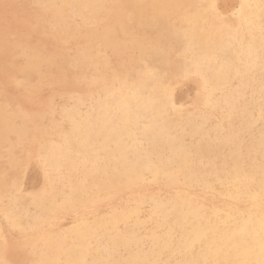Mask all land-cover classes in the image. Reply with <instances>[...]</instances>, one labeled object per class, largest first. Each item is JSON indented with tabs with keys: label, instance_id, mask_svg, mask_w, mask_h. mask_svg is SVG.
Returning <instances> with one entry per match:
<instances>
[{
	"label": "rangeland",
	"instance_id": "374dc122",
	"mask_svg": "<svg viewBox=\"0 0 264 264\" xmlns=\"http://www.w3.org/2000/svg\"><path fill=\"white\" fill-rule=\"evenodd\" d=\"M10 1L0 0V34L8 31L0 35V106L4 109V116L17 118L14 124L27 130L28 138L21 142L11 134L0 141V264H242L241 252L236 249L244 246L246 237L236 239L238 222L241 221L236 219H245L255 201L239 191V184L247 188L250 196L258 198L264 193V45L259 43L264 41V35L248 36L242 43H248L257 51L258 62L251 64L250 57L236 44L224 48L209 34L185 24L179 14L181 5L177 2L170 7L146 9L134 6V3L125 7L127 26L124 25L126 29H120L117 35L121 47L116 51L111 46H96L84 61L81 58L87 47V35L99 36L107 29V24L109 27L110 19L106 13L96 15L92 23L73 15L76 17L72 16L71 22L83 31L81 36L75 35L74 41L72 32L60 29L55 21H51L50 13L45 15L41 5L37 4L40 0ZM218 1L217 16L225 21L233 20V9L239 0ZM52 2L60 7V0ZM113 4L107 1L108 7L115 9L117 5ZM34 8L39 11L34 12ZM27 12L30 17L25 15ZM66 16L69 21L71 15ZM104 17L108 19L104 20ZM93 22L97 27L93 25L91 31ZM43 23L48 27L44 28ZM15 27L19 30L16 31ZM38 55L43 58L41 69L38 68L41 73L36 69L27 75L25 65L30 59H38ZM63 59L67 65L62 63ZM217 60L222 62L218 71ZM51 64L55 72L51 70ZM58 69L61 71L59 76ZM50 80L53 84L49 83ZM133 89L138 90L140 98L132 95ZM171 103L177 112L172 111ZM77 125L81 134L75 137ZM91 128L94 132L88 131ZM61 138L78 141L76 146V141L72 143L78 172L67 173L62 180L49 182L46 169L38 161V155L36 159V153L41 152L45 142ZM82 178L86 181L82 193L84 199H97V182L112 181V186L100 194L99 203L83 202L85 211L82 214L80 210L76 216L65 203L67 198L79 192L76 188ZM52 186L56 190L54 194L50 191ZM229 207L238 208V218L230 215ZM120 208H135L137 211L117 228V231L126 232L131 242L121 237L115 247L108 235L104 238L91 231L84 242L76 239L71 242L69 260H50L52 256L46 253L40 239L68 241L82 218H105ZM250 234H255V228L249 230ZM227 243L231 244L228 248L232 251L219 257L217 246Z\"/></svg>",
	"mask_w": 264,
	"mask_h": 264
},
{
	"label": "bare ground",
	"instance_id": "6f19581e",
	"mask_svg": "<svg viewBox=\"0 0 264 264\" xmlns=\"http://www.w3.org/2000/svg\"><path fill=\"white\" fill-rule=\"evenodd\" d=\"M4 1V0H3ZM6 1V0H5ZM12 1V0H11ZM10 1V2H11ZM18 1V0H17ZM20 1V0H19ZM33 1V0H32ZM31 1V2H32ZM37 1V0H36ZM41 2H37V4L41 5V8L45 11V15L46 12L47 13H50L52 16V19L51 21H55L54 23L59 26L60 29L64 30V31H68V32H72V34H74V39H75V35H80L81 36V32L83 33V31H80L79 27L74 25L70 18L73 16V15H76L78 17H82L83 19H85L86 21H90L95 17H97L96 15L98 14H101V13H106V16L109 17V21H110V24H109V27L108 24L106 25V30L102 27V34L99 35V36H93L92 33L90 36L87 35V38L86 40H88L87 42V47L84 49L83 51V58H81L82 60L85 61V59H88L90 57V50L91 49H94L96 46H100V47H112L114 49H119L121 47L120 45V41H118V31L120 29H126V27L124 28V25L127 26L126 24V16H125V7L129 5H133L134 3H136V5L134 4V6H137L139 8H143V9H146V8H150V7H159V8H164V7H167V6H174V3L177 2L179 5H181V13L180 16L182 18V20L184 21L185 24H188L189 26H191L192 28H197L198 31L202 32V33H205V34H209L214 40H217V41H220V44L222 47L224 48H231V45L232 44H236L235 46L238 47L241 52H243L246 56L250 57V63H257L258 62V54H257V51L256 50H253L252 46H250L248 43L245 44V45H242V43H244V41L246 40V38L248 36H263L264 35V0H239V2L237 3V5L235 6V8L233 9V13H232V16L234 17L233 20H231L229 22L228 21H225L224 19H222V17L220 16V18L217 16L216 12H217V3L219 2L218 0H181L183 3H180L179 0H73V1H69V0H60V7L62 6L63 9H60V7L58 6V8L53 4L52 0H40ZM54 1V0H53ZM57 1V0H56ZM107 1H112L114 2V4H116L117 6L114 8H109L111 6L108 7L107 5ZM185 1V2H184ZM218 1V2H217ZM230 1V0H229ZM2 2V1H1ZM21 2V1H20ZM24 2V1H23ZM27 2V1H26ZM25 2V3H26ZM28 2H30L28 0ZM13 3V1L11 2ZM18 3V2H17ZM22 3V2H21ZM20 3V4H21ZM36 3V2H35ZM109 3V2H108ZM3 4H6V3H3ZM8 4V3H7ZM19 4V5H20ZM29 4V3H28ZM27 4V5H28ZM111 4V3H110ZM113 4V5H114ZM9 5V4H8ZM15 5V4H14ZM12 5V7L14 6ZM25 5V4H24ZM30 5V4H29ZM32 5V4H31ZM5 6V5H4ZM17 6V5H16ZM14 6V7H16ZM23 7V6H22ZM29 8V6H27ZM35 7V6H34ZM39 7V6H38ZM221 7V6H220ZM226 7V6H225ZM224 7V8H225ZM6 8V7H5ZM20 8V7H19ZM32 8V7H31ZM219 8V7H218ZM10 9H11V6H10ZM24 9V8H23ZM25 9L27 10L26 8V5H25ZM24 9V10H25ZM36 9V8H34ZM38 11H39V8H37ZM37 9L36 11L34 12H37ZM41 9V10H42ZM221 9V8H220ZM21 10V9H20ZM40 10V11H41ZM138 10V9H137ZM228 10V9H227ZM31 11V10H30ZM139 11V10H138ZM26 12V11H25ZM42 12V11H41ZM41 12L40 15H41ZM137 12V11H136ZM23 12L21 11V14ZM31 13V12H29ZM43 13V15H44ZM24 14V13H23ZM27 13H25V15H27ZM33 14V12H32ZM139 14V13H138ZM223 14V13H222ZM3 15V14H2ZM13 15V14H12ZM10 15V16H12ZM37 15V14H36ZM44 15V16H45ZM66 15H71L70 17H68L69 21L72 23H70L69 21H67V16ZM103 15V14H102ZM133 14H131L130 16L132 17ZM28 17H30V14L27 15ZM76 16H73V17H76ZM14 17V15H13ZM16 17V16H15ZM14 17V18H15ZM42 17V16H41ZM130 17V18H131ZM5 18V17H4ZM19 18V17H18ZM21 18V17H20ZM34 18V16H33ZM39 18V17H38ZM105 18L107 17H104L103 19L105 20ZM129 18V17H127ZM51 19V18H49ZM80 19V18H79ZM108 19V18H107ZM9 20V18H8ZM13 20V18H12ZM19 20V19H18ZM39 20V19H38ZM37 19L35 21H38ZM41 20V19H40ZM46 20V19H45ZM74 20V19H73ZM132 20V19H131ZM10 21H11V18H10ZM25 21V20H24ZM31 19H30V23H31ZM42 21V20H41ZM43 21H44V18H43ZM42 21V22H43ZM98 21V20H96ZM103 21V20H102ZM2 22V21H1ZM18 24V21H16ZM22 22V21H21ZM28 22V23H29ZM41 22V23H42ZM50 22V21H49ZM48 22V23H49ZM89 22V23H90ZM125 22V23H124ZM131 22V21H129ZM134 21L132 20V23ZM5 24V22H3ZM11 23V22H10ZM92 23V22H91ZM97 23V22H96ZM99 23V22H98ZM106 23V21H105ZM128 23V22H127ZM8 24V22H7ZM26 24V23H25ZM35 24V23H33ZM44 25V28L48 27L46 26L45 27V24L46 23H43ZM82 24V22H81ZM87 23L83 24L86 26ZM102 23H100L101 25ZM2 25V24H1ZM0 25V26H1ZM6 25V24H5ZM28 24H26L27 26ZM40 25V26H41ZM48 25V24H46ZM94 22L92 24V27L90 28L91 31H92V28L94 29L93 27ZM52 26H54V24L52 23ZM89 26V25H88ZM91 26V25H90ZM96 26V25H95ZM105 26V25H104ZM2 27V26H1ZM7 27V25H6ZM9 27V26H8ZM17 27V26H16ZM15 27V29H16ZM34 27V26H33ZM32 27V28H33ZM37 27V26H35ZM56 27V26H55ZM55 27H54V30H55ZM97 27V26H96ZM133 27V26H132ZM11 28V27H10ZM19 28V27H18ZM40 28V27H39ZM42 28V27H41ZM57 27V29H59ZM130 28V27H129ZM191 28V29H192ZM13 29V30H15ZM43 29V28H42ZM50 29V28H49ZM56 29V31H57ZM2 30V28H1ZM6 30V29H5ZM19 30V29H16V31ZM24 30V29H23ZM31 30V29H30ZM83 30V29H82ZM129 30V29H128ZM7 31V30H6ZM12 31V30H11ZM28 31V30H26ZM55 31V32H56ZM94 31V30H93ZM15 33V31H13ZM21 32V30H20ZM19 32V33H20ZM39 32V31H38ZM37 32V34H38ZM49 32V31H48ZM53 32V31H52ZM95 32H96V29H95ZM136 32V31H135ZM4 33H8L7 32H3L1 34H4ZM10 33V36L12 37V33ZM27 33V32H26ZM57 33V32H56ZM61 33V32H60ZM98 33V32H97ZM125 33V32H124ZM0 34V35H1ZM18 34V33H17ZM28 34V33H27ZM34 34V33H32ZM31 34V36H32ZM40 34V33H39ZM42 34V33H41ZM40 34V35H41ZM44 31H43V41H44V38H45V35H44ZM49 34L52 35V33L50 32ZM49 34H48V37H49ZM67 35V33H65ZM69 34V33H68ZM90 34V33H89ZM95 34V33H94ZM100 34V33H99ZM123 34V33H122ZM131 34V33H130ZM129 34V35H130ZM9 35V34H8ZM19 35V34H18ZM63 35V34H62ZM85 35V34H83ZM96 35V34H95ZM98 35V34H97ZM4 36V35H3ZM30 36V37H31ZM39 36V35H37ZM73 36V35H72ZM79 36V38H80ZM126 36V35H125ZM11 37H9L11 39ZM15 37V36H14ZM21 37V35H20ZM47 37V38H48ZM61 37V36H60ZM71 37V36H70ZM83 37V36H82ZM128 37V36H127ZM2 38V37H1ZM0 38V40H1ZM5 38V37H4ZM8 38V36H6V39ZM8 38V39H9ZM24 38V37H23ZM46 38V39H47ZM52 38V36H51ZM72 38V37H71ZM72 38V39H73ZM77 38V37H76ZM132 38V37H130ZM138 38V37H137ZM27 39H28V36H27ZM70 39V38H69ZM81 39V38H80ZM79 39V40H80ZM85 39V38H84ZM35 40V39H34ZM33 40V41H34ZM71 40V39H70ZM78 40V41H79ZM83 40V38L81 39V41ZM130 40V39H129ZM134 40V39H133ZM8 43L7 45H9V42L8 40H6ZM13 41H15L13 39ZM30 41V40H29ZM32 41V40H31ZM30 41V42H31ZM32 41V42H33ZM76 41V39L74 40ZM131 41V40H130ZM128 41V43L130 42ZM140 41V40H139ZM37 42V41H36ZM52 42H53V39H52ZM5 43V46H7ZM14 43V42H13ZM43 43V42H42ZM40 43V44H42ZM45 43V42H44ZM60 43V42H59ZM66 43V42H65ZM64 43V45L66 46V44ZM76 43V42H75ZM79 43V42H78ZM86 43V41H85ZM83 42V44H85ZM123 43V42H122ZM142 43V42H141ZM192 43V42H191ZM262 44V46L264 45V41L262 40L261 42H259ZM73 44V43H72ZM125 44V43H124ZM137 44H138V41H137ZM2 45V44H1ZM35 46V42L33 44ZM43 45V44H42ZM63 45V46H64ZM71 45V44H70ZM126 45V44H125ZM3 46V45H2ZM18 46V45H16ZM32 46V47H34ZM44 46V45H43ZM49 46V45H48ZM55 46V45H54ZM79 46V44H78ZM81 46L83 47L82 45V42H81ZM132 46V44H131ZM61 47V46H60ZM67 47V46H66ZM65 47V49H66ZM70 47V46H69ZM73 47V46H72ZM137 47V45H136ZM139 47V46H138ZM137 47V48H138ZM260 47V46H259ZM13 48V47H12ZM15 48V47H14ZM40 48V47H39ZM55 48V47H54ZM57 48V47H56ZM111 48V49H112ZM125 48V47H124ZM132 48V47H131ZM140 48V47H139ZM138 48V49H139ZM262 47H260L259 49H261ZM0 49H1V46H0ZM16 49V48H15ZM15 49L13 50L15 52ZM26 49V48H25ZM41 49V48H40ZM63 49V48H62ZM64 49V50H65ZM76 49V48H75ZM81 49V47H80ZM113 49V50H114ZM126 49V48H125ZM135 49V48H134ZM152 49V48H151ZM33 50V49H32ZM35 50V49H34ZM37 50V49H36ZM42 50V49H41ZM45 50V49H44ZM72 50V49H71ZM83 50V49H82ZM110 50V49H109ZM121 50V49H120ZM132 50V49H131ZM146 50V49H145ZM3 51H5V49H3ZM12 51V50H11ZM39 51V50H38ZM48 52V50H45ZM54 51V50H52ZM62 52V50H60ZM76 51V50H75ZM99 51V50H98ZM112 51V50H111ZM139 51V50H138ZM7 52V50H6ZM5 52V53H6ZM35 52V51H33ZM65 52V51H64ZM81 52V51H80ZM122 52V51H121ZM125 52H127L125 50ZM23 53V52H22ZM25 53V51H24ZM41 53V51L39 52ZM63 53V52H62ZM61 53V55H62ZM78 53V52H77ZM97 53V52H96ZM115 53V52H114ZM11 54V53H10ZM34 54V53H33ZM38 54V52H37ZM43 54V53H42ZM47 54V53H46ZM70 54V53H69ZM75 54V53H74ZM73 54V55H74ZM82 54V52H81ZM105 54V53H103ZM117 54V52H116ZM134 54V53H133ZM200 54V53H199ZM2 57H3V54H1ZM23 54H21L22 56ZM26 55V54H24ZM49 55V53H48ZM51 55V53H50ZM53 55V53H52ZM59 55V54H58ZM140 55V53H139ZM66 56V55H65ZM76 56V54H75ZM118 56V55H117ZM128 56V55H127ZM1 57V56H0ZM23 57V56H22ZM40 56L38 55V59H35V60H32L30 59V62L28 60V65L26 66L25 65V71L27 72V75L28 73L31 74L33 73L36 69L39 70L41 68H39L42 64H43V58L40 59L39 58ZM45 57V55H44ZM92 57V56H91ZM106 57V55H105ZM108 57V56H107ZM4 58V57H3ZM27 58V57H26ZM34 58V56H33ZM49 58V57H48ZM53 58V57H52ZM51 58V59H52ZM58 58V57H57ZM56 58V59H57ZM61 58V57H60ZM64 58V57H63ZM66 58V57H65ZM79 58V57H78ZM95 58V56H94ZM93 58V59H94ZM100 58V57H99ZM135 58V57H134ZM204 58V57H203ZM54 59V58H53ZM92 59V61H93ZM109 59V58H108ZM107 59V60H108ZM2 60V58L0 59ZM7 59H5L6 61ZM16 60V58H15ZM14 60V61H15ZM27 60V59H26ZM64 60V59H63ZM72 60V58H71ZM78 60V59H77ZM97 60V59H96ZM10 61V60H9ZM8 61V62H9ZM21 61V60H20ZM46 61V60H45ZM44 61V62H45ZM69 61V60H68ZM91 61V62H92ZM104 61V60H103ZM15 62H18V61H15ZM14 62V63H15ZM22 62H23V59H22ZM27 62V61H26ZM54 62H57L55 61L54 59ZM60 62V61H59ZM65 62L66 64V60L62 61V63ZM71 62V61H70ZM83 62V61H82ZM87 62V60H86ZM90 62V61H89ZM96 62V61H95ZM99 62V61H98ZM105 62V61H104ZM123 62V61H122ZM130 62V61H129ZM217 64H216V70H220V68L222 67V62L221 61H218L217 60ZM4 63V62H3ZM61 63V64H62ZM76 63V66H78L77 62H74ZM79 63H80V60H79ZM125 63V62H124ZM123 63V64H124ZM128 63V62H127ZM46 64V63H45ZM58 64V63H57ZM56 64V65H57ZM105 64V63H104ZM107 64V63H106ZM110 64V63H109ZM121 64V63H119ZM121 64V65H123ZM21 65V64H19ZM50 65V64H48ZM60 65V63H59ZM64 65V64H63ZM62 65V67H63ZM67 65V64H66ZM64 65V66H66ZM120 65V66H121ZM24 66V65H23ZM52 66V71L53 70V64H51ZM68 66H69V63H68ZM81 66V65H80ZM79 66V67H80ZM107 66V65H106ZM129 66V65H128ZM70 67V66H69ZM85 67V66H84ZM101 67V66H100ZM118 67V66H117ZM39 68V69H38ZM73 68V67H72ZM82 68V66H81ZM80 68V70H81ZM89 68V67H88ZM46 69V68H45ZM57 69V68H56ZM94 69V67H93ZM119 69V68H118ZM16 70V69H15ZM48 70V68H47ZM61 70V69H60ZM79 70V71H80ZM24 71V72H25ZM56 71V70H55ZM54 71V72H55ZM58 71V76H59V69L57 70ZM83 71V70H82ZM81 71V72H82ZM86 71V70H85ZM12 72V71H11ZM23 72V71H21ZM40 72V70H39ZM38 72V73H39ZM64 72V71H63ZM80 72V73H81ZM3 73V72H2ZM1 73V74H2ZM37 73V72H36ZM37 73V74H38ZM41 73V72H40ZM76 73V72H75ZM8 74V73H7ZM52 74V73H51ZM50 74V75H51ZM62 74V73H61ZM60 74V75H61ZM67 74V73H66ZM125 74L127 75V73L125 72ZM49 75V76H50ZM68 75V74H67ZM2 77V75H0ZM6 76V75H5ZM19 76V75H18ZM51 76H54L53 74ZM71 76V75H70ZM204 76V74H203ZM0 77V79H1ZM4 77V76H3ZM10 77V75H9ZM27 77V76H26ZM44 77V76H43ZM77 77V76H76ZM84 77V76H83ZM82 77V78H83ZM8 78V77H7ZM52 78V77H51ZM55 78V77H53ZM78 78V77H77ZM21 79V78H20ZM60 79V77H59ZM58 80V78H57ZM56 80V81H57ZM62 80V79H60ZM75 80V79H73ZM3 81V80H2ZM9 81V79H8ZM7 81V82H8ZM17 81H19L17 79ZM24 81V80H23ZM86 81V80H85ZM131 81V80H130ZM1 82V81H0ZM60 82V81H59ZM65 82V81H64ZM126 82V81H124ZM187 82V81H186ZM10 83V82H9ZM49 83L53 84L51 82V80L49 81ZM70 83V81H69ZM73 83V82H72ZM78 83V82H77ZM76 83V84H77ZM182 83V81H181ZM185 83V82H184ZM199 83V82H198ZM47 84L46 83V88H47ZM49 84V86L51 85ZM55 84V83H54ZM60 83H58L59 85ZM62 84V83H61ZM67 84V83H66ZM83 84V83H82ZM196 84H197V81H196ZM15 85V84H14ZM57 85V87H58ZM64 85V84H62ZM68 85V84H67ZM80 85V84H78ZM77 85V86H78ZM180 85V84H179ZM8 86V85H7ZM10 86V85H9ZM24 86V85H23ZM22 86V87H23ZM30 86V85H29ZM48 86V87H49ZM60 86V85H59ZM75 86V85H74ZM92 86V85H91ZM105 86V85H104ZM45 87V86H44ZM69 87V86H68ZM132 87V86H131ZM177 87V85H176ZM14 88V87H13ZM52 88H53V85H52ZM56 88V87H55ZM71 88V87H69ZM103 88V87H102ZM106 88V86H105ZM4 89V88H3ZM48 89V88H47ZM62 89V87H61ZM60 89V90H61ZM67 89V88H66ZM84 89V88H83ZM71 90V89H70ZM69 90V91H70ZM94 90V89H93ZM1 91V90H0ZM13 91V90H12ZM48 91V90H47ZM55 91V90H54ZM63 91V90H62ZM67 91V90H66ZM132 95L136 98H140L138 94V90H135L133 89L132 90ZM46 92V91H45ZM49 92V91H48ZM53 92V91H52ZM59 92V91H58ZM79 92H77L76 94H78ZM84 93L83 91L81 92V94ZM90 93V92H88ZM14 94V93H13ZM12 94V95H13ZM35 94V93H34ZM39 94V93H38ZM43 94V93H42ZM62 94V93H61ZM65 94V92H64ZM71 94V92H70ZM80 94V93H79ZM87 95V93H85ZM50 95V94H49ZM66 95V94H65ZM89 95V94H88ZM1 96V95H0ZM6 96V95H5ZM15 96V95H14ZM39 95H37L38 97ZM79 96V95H77ZM91 96V95H90ZM169 97V93L166 95L165 94V97ZM16 97V96H15ZM18 97V96H17ZM23 97V96H22ZM21 97V98H22ZM31 97V96H30ZM30 97L28 99H30ZM55 97V95H54ZM70 98V96H68ZM166 97V98H167ZM2 98V97H1ZM3 98H4V95H3ZM6 98V97H5ZM19 98V97H18ZM26 98V97H25ZM52 97H50L51 99ZM59 98H60V95H59ZM62 98V97H61ZM123 99H125L124 96H122ZM171 98V97H170ZM14 99V98H13ZM24 99V97L22 98ZM35 99V98H34ZM42 99V98H41ZM63 99V98H62ZM72 99V98H71ZM75 99V98H74ZM80 99V98H79ZM116 99V98H115ZM114 99V100H115ZM199 99V98H198ZM8 101V99H6ZM12 100V99H11ZM15 100V99H14ZM52 100V99H51ZM69 100V99H68ZM78 100V99H76ZM137 100H140V99H137ZM168 100V99H167ZM197 100V99H196ZM10 101V100H9ZM16 101V100H15ZM13 101V103L15 102ZM133 101H135V99H133ZM201 101V100H200ZM20 102V101H19ZM48 102V100H47ZM50 102V101H49ZM57 102V101H56ZM81 102V101H80ZM144 102V101H143ZM74 103V102H73ZM72 103V105H73ZM78 103V102H77ZM22 104V103H21ZM24 104V103H23ZM22 104V105H23ZM50 104V103H49ZM100 104V103H99ZM112 104V103H111ZM1 105V104H0ZM25 105V104H24ZM40 105V104H39ZM68 105V104H66ZM3 106V105H2ZM6 106V105H5ZM65 106V105H64ZM62 106V107H64ZM137 106V105H136ZM14 107V106H13ZM27 107H30V106H27ZM38 107V106H37ZM60 107V108H62ZM81 107V106H80ZM170 107L172 108V111L173 112H177L178 110L176 109V107L174 106L173 103H171ZM5 108V107H4ZM32 108V106H31ZM51 108V107H50ZM6 109H9V108H6ZM27 109V108H26ZM34 109V108H33ZM66 109V108H65ZM76 109V107H75ZM78 109V107H77ZM76 109V110H77ZM4 109L1 108L0 106V141H3L5 139H7V137L11 134H14L15 136L18 137V139L21 141V142H24L27 140V130H24L20 127H17L16 124H14V121L17 119H15V117H6L4 116V112H3ZM32 111V109H30ZM43 110V109H42ZM63 110V109H62ZM24 111V110H23ZM34 111H40L39 110H36L34 109ZM56 111V110H55ZM64 111V110H63ZM33 113V112H30V114ZM65 113V112H64ZM97 113V112H96ZM142 113V112H141ZM36 114V113H35ZM48 114V113H47ZM45 114V115H47ZM6 115V114H5ZM24 115V114H23ZM37 115V114H36ZM35 115V116H36ZM52 115V114H50ZM12 116H14V113H12ZM27 117V115H25ZM64 116H67V115H64ZM63 116V117H64ZM153 116V115H152ZM33 117V116H32ZM23 118V117H22ZM72 118V117H71ZM148 118V117H147ZM21 118H19L20 120ZM31 120V118H29ZM43 119V118H42ZM52 119H53V116H52ZM36 120V119H35ZM63 120V119H62ZM70 121V120H69ZM52 122V121H51ZM54 122V121H53ZM75 122V121H73ZM17 123V122H16ZM23 123V122H22ZM26 123V120L25 122ZM30 123V122H28ZM42 124V123H41ZM50 124V122H49ZM52 124V123H51ZM71 124V123H70ZM74 124V123H73ZM166 124V123H165ZM23 125V124H22ZM35 126V125H34ZM36 126L38 127V125L36 124ZM41 126V125H40ZM43 126V125H42ZM78 126V125H77ZM33 127V126H32ZM60 127V126H59ZM24 128V126H23ZM36 128V127H35ZM26 129V127H25ZM39 129V128H38ZM47 129V128H45ZM76 129V128H74ZM94 128H91V129H88V131H92L94 132L93 130ZM33 130V129H32ZM31 130V131H32ZM43 130V129H42ZM70 130V129H69ZM73 130V128H72ZM27 131V132H26ZM50 131V130H49ZM61 131V130H60ZM35 132V130H34ZM68 132V131H67ZM48 133V132H47ZM32 134V133H31ZM35 133H33L34 135ZM44 134V133H43ZM74 134V133H73ZM75 137L78 136L79 134H81V131H80V126H78V130L77 132L75 133ZM93 134V133H92ZM38 135V134H37ZM42 135V133H41ZM39 135V136H41ZM60 135V134H59ZM35 136V135H34ZM38 136V137H39ZM73 136V135H72ZM30 137V136H29ZM43 137V136H42ZM41 137V138H42ZM90 138H94V135H90ZM104 138V137H103ZM34 140V139H33ZM43 140V138H42ZM38 141V140H36ZM41 141V140H40ZM76 141L75 138L71 141L70 139H66V138H61V139H57V140H50V141H47L45 142V144L42 146L41 148V152L39 151V153H36V159H37V155H38V161L42 164V166L46 169V173H47V178H48V181L49 182H54V181H60L62 180V178L65 176V174L67 173H71V174H74L76 172H78V168L77 166L75 165L74 163V160H75V151L73 149V142ZM9 142V141H8ZM7 142V143H8ZM29 142V140H28ZM27 142V143H28ZM32 142V141H31ZM34 142V141H33ZM43 142V141H41ZM40 142V143H41ZM6 143V142H5ZM35 143V142H34ZM39 143V142H38ZM11 146H12V142L10 143ZM9 144V145H10ZM18 144V143H17ZM30 145H32L31 143H29ZM78 141H76V143H74V145H78ZM22 145V144H21ZM39 145V144H38ZM29 146V145H28ZM1 147V146H0ZM31 147V146H29ZM26 148V147H25ZM9 149V147H8ZM7 149V150H8ZM30 149V148H28ZM39 149V148H38ZM6 150V151H7ZM30 151V150H29ZM1 153V151H0ZM7 153H10V151ZM22 153V152H21ZM35 153V151H34ZM6 154V152H5ZM3 154V155H5ZM25 154H26V151H25ZM11 155V154H10ZM1 156V155H0ZM25 156V155H24ZM28 157V156H27ZM33 157V156H32ZM7 158V157H6ZM10 158V157H9ZM3 159V157H2ZM17 159V158H16ZM22 161V160H21ZM31 161H32V158H31ZM8 162V160H7ZM20 162V160H19ZM18 163V162H17ZM23 163V162H22ZM29 163H30V160H29ZM34 163V162H33ZM7 164V163H6ZM11 164V162H10ZM38 164V163H37ZM1 165V164H0ZM29 165V164H28ZM5 167V166H4ZM3 168V167H2ZM19 168V167H18ZM22 170V169H21ZM2 171V170H1ZM10 171V170H8ZM7 171V173H8ZM25 171V170H24ZM3 174V172H2ZM25 174V173H24ZM4 175V174H3ZM86 175L84 174V177ZM132 176V175H131ZM51 179V180H50ZM17 180H19L17 178ZM24 180V179H23ZM42 180V179H41ZM109 180V179H108ZM1 181V180H0ZM3 181V180H2ZM40 181V180H39ZM47 181V180H46ZM47 181V182H48ZM16 182V180H15ZM20 182V180H19ZM37 182V181H36ZM1 183V182H0ZM24 183V182H23ZM32 183V182H31ZM39 183V182H38ZM112 181H103V182H97L96 183V188H97V193H98V196H97V199L92 201L90 200L89 198L87 199H84L83 198V195L82 193H84V188H85V184H86V181H85V178H82L81 180V183L80 185L77 186L76 190H78L79 192L76 193L74 195V197H71V198H67L66 199V203L65 205L67 204V207L70 208V210L72 209L74 213H76V216L77 214L81 213L80 210H82V214L84 213L85 210H83V208L85 207V205H82L83 202H90V203H93V204H96V203H99L100 201V194L101 193H106L107 192V189L110 188L112 186ZM13 185V184H12ZM48 185V183H47ZM40 186V185H38ZM15 187V186H14ZM49 187V185H48ZM53 188L50 189L51 191V194H54L56 193V190L54 189L55 187L52 186ZM5 188V187H4ZM10 189V186L8 187ZM38 188V187H37ZM6 189V188H5ZM16 189V188H15ZM17 189H18V184H17ZM16 189V190H17ZM43 190V189H42ZM239 191L242 193V194H246L251 200L255 201V203L253 204V207L248 211L249 213L247 214V216L245 217V219H236V217L238 218L239 217V213H238V208L237 207H229V213L230 215L236 219V220H241L238 222L239 224V231L237 232V234L235 235L236 236V239H241V238H244L246 237V240H245V244L244 246H242V248L240 249H236V250H239L241 252V258H242V264H264V196L262 197V195L264 194H261L260 197H253V196H250V192L247 190V188L241 184H239ZM9 192V191H8ZM7 192V193H8ZM4 193V191H3ZM39 193V192H38ZM15 195V194H14ZM4 196V195H3ZM51 196V195H50ZM166 196V195H165ZM164 196V197H165ZM1 197V196H0ZM53 197V196H51ZM67 197V196H66ZM262 197V198H261ZM12 198V197H11ZM256 198V199H254ZM14 199V198H13ZM20 199V198H19ZM22 199V198H21ZM30 199V198H29ZM54 200V199H53ZM108 200V199H107ZM3 201V200H2ZM8 201V200H7ZM18 201V200H16ZM64 201V200H63ZM12 202V201H11ZM15 202V201H13ZM12 202V203H13ZM53 202V201H52ZM10 203V202H8ZM7 203V204H8ZM51 203V202H50ZM39 204V203H38ZM11 205V204H10ZM36 205V204H35ZM61 205V203H60ZM128 204L126 203V206ZM9 206V205H8ZM13 206V204H12ZM61 208V207H60ZM90 208H93L92 206ZM2 209V208H1ZM91 210V209H89ZM94 210V209H93ZM68 211V210H67ZM209 211V210H208ZM72 212V213H73ZM210 212V211H209ZM49 213V212H48ZM68 213V212H67ZM86 213H88V209L86 211ZM10 214V212H9ZM66 214V212H65ZM81 214V215H82ZM93 214V213H92ZM137 214V211L135 208H133L132 210H130L129 208H120L119 210H116L115 213L109 215L108 217H105V218H96V219H92V220H85L84 218H82L81 222H79L76 227H75V230L71 233L70 235V238H68V241H50L45 238H42V240L40 239V241H42L41 243H43V246L45 247L46 249V253L49 254L51 257L50 260H54V259H68L69 260V247H70V244L72 241H74V239H76L77 241L79 242H84L87 237L89 236V232L91 231H95L97 232V234L100 235V237H106L107 235L111 238V240L114 242V245L115 247L119 245V241L121 239V237H123L127 242H131V237L128 236V234L126 232H122V231H117V228L119 225H123L124 223H126L129 219L132 218L133 215H136ZM210 214V213H209ZM74 215V214H73ZM67 216V215H66ZM83 216V215H82ZM48 217V216H47ZM60 217V216H59ZM58 217V218H59ZM81 217V216H80ZM10 218V217H9ZM12 218V217H11ZM87 218V216H86ZM56 219V217H55ZM21 221V220H20ZM50 221H51V218H50ZM53 221H54V218H53ZM60 221V220H59ZM22 223V222H21ZM20 224V223H19ZM51 224H54V223H51ZM49 225V224H48ZM4 226V225H3ZM253 229L255 228V234L254 235H248L249 233V230L250 229ZM36 229V228H35ZM46 230V229H45ZM9 231V230H8ZM7 231V232H8ZM36 231V230H35ZM49 231V230H48ZM9 234V232H8ZM30 234V233H29ZM39 234V233H38ZM3 235V234H2ZM1 235V236H2ZM32 235H34L32 233ZM41 235V234H39ZM45 235V234H44ZM31 236V235H30ZM18 237V236H17ZM35 238V237H34ZM14 240V239H13ZM38 240V239H37ZM10 241V240H9ZM9 241L7 240V243H9ZM25 241V240H24ZM33 241V240H32ZM39 241V240H38ZM1 242V240H0ZM26 242V241H25ZM24 242V243H25ZM28 243V241H27ZM31 243V242H30ZM28 243V244H30ZM33 243V242H32ZM35 243V242H34ZM13 244V243H12ZM2 245V244H1ZM8 245V244H7ZM9 245H11L9 243ZM27 245V244H25ZM24 245V246H25ZM32 246V245H31ZM231 244L230 243H227V244H219L217 246V255L219 257H222L224 256V254L226 253V251H232V249H229L228 247H230ZM2 247V246H1ZM12 247V246H10ZM28 247V246H27ZM3 248V247H2ZM13 248V247H12ZM23 248V247H22ZM32 248V247H30ZM43 248V247H42ZM7 249V248H6ZM9 250H11V248L8 247ZM18 249V248H17ZM25 249V247H24ZM31 250V249H30ZM7 251V250H5ZM4 251V253H5ZM23 250H21V253H22ZM112 251V250H111ZM17 252V251H16ZM28 252L30 253V251L28 250ZM2 254V252H1ZM12 254V253H11ZM15 254V253H14ZM20 254V253H19ZM18 254V255H19ZM27 254V253H26ZM17 255V253H16ZM24 255V253H23ZM237 255V254H236ZM15 256V255H14ZM21 256V255H20ZM28 256V255H27ZM45 256V255H44ZM10 257V255H9ZM23 257V256H22ZM21 257V259H22ZM26 256L24 255L23 258H25ZM35 257V256H34ZM15 259V258H14ZM31 259V258H30ZM27 260V259H26ZM14 261V260H13ZM17 261V260H16ZM36 261V260H35ZM34 261V262H35ZM57 262V261H56ZM12 263V262H11ZM22 263V261H21ZM16 264V263H15ZM18 264V263H17Z\"/></svg>",
	"mask_w": 264,
	"mask_h": 264
}]
</instances>
